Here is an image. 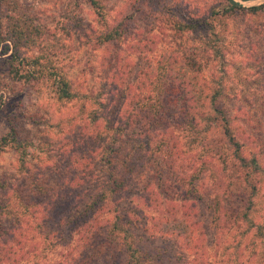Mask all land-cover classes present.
I'll return each instance as SVG.
<instances>
[{
	"label": "trees",
	"instance_id": "1",
	"mask_svg": "<svg viewBox=\"0 0 264 264\" xmlns=\"http://www.w3.org/2000/svg\"><path fill=\"white\" fill-rule=\"evenodd\" d=\"M102 1L88 0L100 28L92 32L88 43L95 48L112 49L111 102L120 117L115 122V117L110 119L112 112L105 117L99 109L91 118L93 123H104V131L91 136L104 146L102 161L107 181L99 193L91 195L85 204L76 205L69 217L59 221L60 230L49 231L40 252L46 258L58 247L67 248L59 253L58 264H84L87 259L81 258L86 254L90 261L103 258L105 264H162L159 253L140 247L144 238L137 232L142 230L150 232L152 238L175 240L183 251L180 257H188L187 264H211L207 227L198 217V204H205L204 196L213 191L214 196L206 202L215 239L213 256L217 257L231 231L238 230L239 237H252L249 242L255 252L258 239L261 241L258 257H264V226L252 216L264 180V154L252 149L256 137L251 131L242 130L241 114H231L225 103V36L216 31L215 25L226 16L264 15V4L246 8L235 0H127L123 10L110 20ZM221 5L223 8H219ZM200 34L203 39L190 42L189 36ZM45 35L33 19L14 12L0 16L2 55L11 52V66L17 60L28 63V72L20 79L44 76L47 65L41 63L40 57L29 62L22 51L39 48L50 56L51 43ZM57 47L65 48L62 44ZM212 56L223 68L210 84L204 74ZM132 67L137 71L135 78ZM10 74L18 78L21 73L10 67ZM55 82L60 101L81 97L66 77L59 76ZM84 98L91 97L84 95L81 99ZM100 105L102 109L106 107L105 103ZM11 131L3 141L10 137L16 141L17 132L13 127ZM84 136L80 132L76 141L65 145L70 161L67 169L74 173L64 183L69 189L76 188V182H85L98 152L90 151ZM143 154L146 163L132 162V158ZM145 166H150L154 176L141 184L138 178L145 176ZM206 177L214 180L211 189L205 185ZM21 189L15 190L14 202L7 203L10 205L0 202V217L11 221L10 226H18L13 230L0 228V264H23L29 260L42 244L33 245L30 241L34 237L29 239L28 232L40 225V211L51 219L56 199L48 198L42 205L35 201L37 188L27 193ZM91 214L89 220L84 218ZM67 224L72 225V235L62 229ZM166 253L168 250L163 252Z\"/></svg>",
	"mask_w": 264,
	"mask_h": 264
},
{
	"label": "rangeland",
	"instance_id": "2",
	"mask_svg": "<svg viewBox=\"0 0 264 264\" xmlns=\"http://www.w3.org/2000/svg\"><path fill=\"white\" fill-rule=\"evenodd\" d=\"M213 1L218 0L211 2ZM235 1L246 8L264 4V0ZM102 2L106 16L112 20L123 10L127 0H103ZM0 3V16L7 13L11 15L14 12L33 19L37 25L42 27L46 33L45 40L51 43L52 51L50 56L39 48L33 51L29 49L22 51L24 59L28 58L26 61L30 62L34 57L39 56L41 63L47 65L42 78L37 76L27 80V78L20 79V77L27 74L28 63L22 61L21 63L24 64H21L20 60H17L11 66V62L8 61L11 52L4 56L1 53L3 46L0 48V202H5L3 206L10 205L7 203L14 202L13 194L21 187L23 193L37 188L35 201L42 205L48 198L56 199L50 214L51 219L40 211L37 217L40 225L28 232L29 239L34 237V240L30 241L33 245L36 242L42 245L23 264H58L59 253L65 252L67 248L58 247L57 250L46 253V258L40 252L48 239L49 231L60 230L59 221L66 218L76 205L85 204L91 195L99 193L102 184L107 181L106 167L102 161L104 146L101 147L99 142H94L91 136L105 129L104 123H93L91 118L93 113L98 112L99 109L105 117L112 112L110 119L112 116L115 117V122L120 117L116 114L117 111L111 102L114 89L112 49L107 51L105 47L95 48L88 43V37L93 34L92 32L100 30L94 9L88 0H3ZM221 6L219 8H223ZM226 17L215 22L216 31L221 36H225L223 38L225 41L223 42L225 55L223 66L227 71L224 84L225 103L231 114H241V119L244 121H241L242 130L251 131L256 137L257 143L252 149L259 154H264V15L256 17L248 14ZM223 24H227L226 28ZM189 38L191 43L196 42L197 39H203L201 34L192 35ZM61 44L65 47L63 50L57 47ZM132 59L138 64L139 61L135 56ZM223 66L220 61L214 60L213 56L209 59L208 69L204 76L210 84L215 78L214 75L217 77L220 75L219 71ZM10 67L19 69L21 74L18 78H13L10 74ZM132 71H134L133 67ZM136 73L137 71H134L133 78ZM59 76L66 77L73 84L74 91L81 94L79 99L71 102L58 99L55 81ZM84 95L91 98L81 99ZM101 103H105L106 107L102 109ZM12 127L17 132L16 141L13 140L14 137L3 141V138L12 132ZM80 132L85 135V143L89 144L90 151L98 149V152L93 156L91 161L93 165L84 177L85 182L83 184L76 182L74 185L76 188L69 189V185L64 183H68L74 173L73 170L68 171L67 169L70 167V161L68 148L66 149L65 145L76 141ZM109 136V143H112V131L109 132ZM18 147H20L19 151ZM22 156L23 162L21 161ZM145 159L143 154L131 160L136 165H142L146 163ZM75 161L76 158H73L72 163ZM73 168L72 165L71 169ZM145 169L147 170L145 176L138 178L141 184H145L154 176L150 166H145ZM213 182L214 180L210 177L205 178V185L208 189L212 188ZM134 183H136L135 179L131 183L132 186ZM213 196L212 191L207 197L204 196L205 204H198V217L207 227L208 241L206 239V244L211 246L209 250L211 264H262L264 257H261L262 255L258 257L261 252V241L258 239L255 252L256 249L249 242L251 236L239 237L240 231L238 230L237 232L231 231L227 236V242L219 248L217 257L213 256L216 252L212 244L215 239L210 227L211 212L206 205V202L209 203ZM254 209L253 218L264 226V180L259 186ZM91 217L92 214L84 218L89 220ZM9 222L11 221L1 216L0 228L18 229V226H10ZM71 224L62 227L67 235H72L69 234ZM25 228L23 224V229ZM137 233L144 238L140 241V247L151 253H159L160 263H188V257L185 259L180 257L183 251L175 240L152 238L150 232L142 230ZM69 242L75 243L70 239ZM165 250H168V253L163 254ZM34 255L37 257L34 258ZM87 257L86 254L81 258L87 259L85 262L82 260L84 264H105L103 258L90 261Z\"/></svg>",
	"mask_w": 264,
	"mask_h": 264
}]
</instances>
